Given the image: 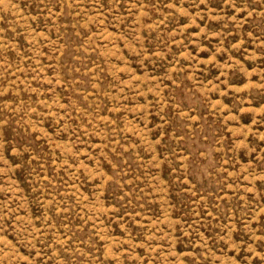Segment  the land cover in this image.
<instances>
[{
	"label": "rangeland",
	"instance_id": "374dc122",
	"mask_svg": "<svg viewBox=\"0 0 264 264\" xmlns=\"http://www.w3.org/2000/svg\"><path fill=\"white\" fill-rule=\"evenodd\" d=\"M0 264H264V0H0Z\"/></svg>",
	"mask_w": 264,
	"mask_h": 264
}]
</instances>
